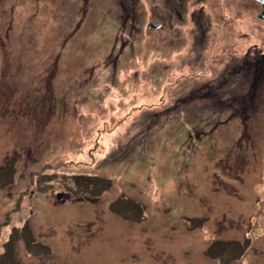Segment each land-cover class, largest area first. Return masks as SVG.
I'll use <instances>...</instances> for the list:
<instances>
[{
	"label": "rangeland",
	"instance_id": "rangeland-1",
	"mask_svg": "<svg viewBox=\"0 0 264 264\" xmlns=\"http://www.w3.org/2000/svg\"><path fill=\"white\" fill-rule=\"evenodd\" d=\"M140 1L0 0V264H264L262 6Z\"/></svg>",
	"mask_w": 264,
	"mask_h": 264
},
{
	"label": "flooded vegetation",
	"instance_id": "flooded-vegetation-1",
	"mask_svg": "<svg viewBox=\"0 0 264 264\" xmlns=\"http://www.w3.org/2000/svg\"><path fill=\"white\" fill-rule=\"evenodd\" d=\"M145 4L149 5L150 8L152 9V11L160 16L162 18V20L164 22H169L170 24L172 23V20L174 18H177V19H185V12H187V9L189 8L190 9V13H189V18H190V21L191 22H196L198 23V25L202 24V20L204 19V9H203V6L200 5L199 8L196 9V12L195 13H192V2L193 3H197L201 0H142ZM257 1V0H256ZM140 0H116L115 2V5H119L123 8V10H128V6L131 5V15L132 16H128L127 17V21L128 20H136V15L139 17V14H138V10H140ZM259 2V1H258ZM260 3V2H259ZM261 4V3H260ZM143 8L144 6L141 5ZM262 6V4H261ZM145 10V9H144ZM156 11V12H155ZM165 17H168V19H166ZM162 24L158 21H149L147 23V27H160ZM246 28V25H243L241 27V29H245ZM239 39H242V37H240ZM256 55H253L251 56L252 57H255ZM258 57V56H257ZM249 61V60H248ZM248 64V62H247ZM249 65V64H248ZM260 66V62L258 64ZM252 72V71H250ZM256 80H254L255 82ZM253 81L250 82V87L251 86H256V84L254 83ZM253 89H255V87H253ZM233 99L235 100L234 102H231V106L234 107V105L237 103V102H241V103H246L249 101L250 97L249 98H245V97H233ZM237 101V102H236ZM254 101V100H253ZM252 101V102H253ZM235 110H237L236 107H234ZM241 111H242V108H241ZM68 194H63V196H67Z\"/></svg>",
	"mask_w": 264,
	"mask_h": 264
},
{
	"label": "trees",
	"instance_id": "trees-1",
	"mask_svg": "<svg viewBox=\"0 0 264 264\" xmlns=\"http://www.w3.org/2000/svg\"><path fill=\"white\" fill-rule=\"evenodd\" d=\"M245 58H246V56H245ZM245 58H243V59H245ZM243 62H244V64L241 62L240 65H237L236 70H235L236 73L241 75V78H242V81H240L241 85H244L245 83L248 84L252 81L254 82V80L259 79L261 77V71H262V74L264 73L263 68L261 66V64L263 65V63H264V55L257 54L255 57L246 58L245 60H243ZM247 62L249 65L247 64ZM259 62H260V66L258 65ZM250 71H252V73ZM249 73H251V76H250L251 79H250V82H247L249 80V78L247 76V75H249ZM248 239H250V238H248ZM250 240H248V241L250 242Z\"/></svg>",
	"mask_w": 264,
	"mask_h": 264
},
{
	"label": "water",
	"instance_id": "water-1",
	"mask_svg": "<svg viewBox=\"0 0 264 264\" xmlns=\"http://www.w3.org/2000/svg\"><path fill=\"white\" fill-rule=\"evenodd\" d=\"M257 1H259L262 4V10L259 13L258 17L264 19V0H257Z\"/></svg>",
	"mask_w": 264,
	"mask_h": 264
},
{
	"label": "clouds",
	"instance_id": "clouds-1",
	"mask_svg": "<svg viewBox=\"0 0 264 264\" xmlns=\"http://www.w3.org/2000/svg\"><path fill=\"white\" fill-rule=\"evenodd\" d=\"M63 194H68V193L63 192ZM68 195H69V194H68Z\"/></svg>",
	"mask_w": 264,
	"mask_h": 264
}]
</instances>
